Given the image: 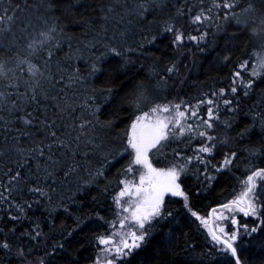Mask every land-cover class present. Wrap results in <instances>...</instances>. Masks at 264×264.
I'll return each mask as SVG.
<instances>
[{
	"label": "trees",
	"instance_id": "1",
	"mask_svg": "<svg viewBox=\"0 0 264 264\" xmlns=\"http://www.w3.org/2000/svg\"><path fill=\"white\" fill-rule=\"evenodd\" d=\"M230 2L226 19L229 10L215 6L222 0H0V16L12 17L0 24V264L115 259L99 239L122 212L115 200L131 159L127 134L136 115L165 104L197 112L182 121L183 135L149 155L157 168L182 169L184 195L166 201L171 215L148 224L140 247L116 264H235L192 215L209 221L247 175L264 170V71L256 68L264 0ZM209 108L217 117L210 129L202 119ZM51 131L67 147L49 150ZM204 144L215 145L211 154L198 151ZM257 183L258 219H241L234 242L241 264H264V181Z\"/></svg>",
	"mask_w": 264,
	"mask_h": 264
},
{
	"label": "snow or ice",
	"instance_id": "2",
	"mask_svg": "<svg viewBox=\"0 0 264 264\" xmlns=\"http://www.w3.org/2000/svg\"><path fill=\"white\" fill-rule=\"evenodd\" d=\"M216 7H223L229 10V13H226L225 18L227 19L228 14L230 13V9L234 7V3L230 2V0H222V3L215 4ZM51 7V5H50ZM252 10V6L249 5V9L246 11ZM211 11V9H209ZM234 15V14H232ZM203 13L197 15L194 18V23L201 22V17ZM208 17H205L207 19ZM5 20L11 21L12 17L5 15L0 16V24L4 23ZM261 23L264 24V20H261ZM5 29H0V31H4ZM10 30V29H8ZM165 31L172 32L173 27L171 25L166 26ZM191 40H196V37H188ZM203 36L200 37L203 40ZM174 41L177 43L183 42V34L176 32L173 37ZM23 62V61H22ZM241 67H246V64H242ZM2 68V66H0ZM175 68V65L168 69L169 72H172ZM258 68L264 71V57H261L258 60ZM30 70L35 75L37 71L34 66H30ZM6 75L3 71H0V76ZM240 73L237 72L236 76L239 77ZM252 75H259V72L256 69H253ZM237 80H234L233 83H237ZM243 83V81H239ZM247 88H251L252 81L249 80L245 85ZM232 93L237 92V88H231ZM247 95V91L244 93ZM2 95V94H0ZM35 99V95L33 96ZM107 97H105V102ZM202 103L212 104L213 100L208 99L206 101H202ZM225 104H230V100H225ZM134 108L138 107V105H133ZM197 107H199L197 105ZM98 111V109H97ZM163 113H170V115H162ZM197 116V112L195 109L191 111H181L180 104H174L171 107L167 104L165 105H156L154 106L150 112H145L141 115H136L134 117L133 122L130 125V132L127 134V147L125 151L131 150L129 155L131 159L129 161V165L126 167L125 172L131 173L133 171V166H139L141 171L138 172V182L132 181H122L124 184L123 189L119 192V195L116 197V204L118 207H121L123 212L128 213V216H124L119 223V227L121 229L125 228V221H130L132 228L129 229L126 233L121 235V233L116 232L113 233V236H120L118 241H114L111 238H100L99 243L105 245V251L110 255H114L115 259H106L105 264H116V262L122 258H125L131 255L133 249L139 248L140 243L144 241L147 231L145 230L146 225L151 224L152 221L156 218L167 217L170 216L171 213L163 212V204L164 197L166 194L171 193L173 196L184 194L180 191V185L177 183V180L180 176V171L177 170L176 167L164 169H157L153 166L151 160L149 159V153L153 149H157L158 146L161 145L162 141H166L169 139L171 135L173 138H176L180 135H183L185 126L182 121L191 119ZM217 117H214L213 111L211 108L206 110V118H202L204 125L207 128H212L213 125L211 121ZM22 123L26 126L32 125L33 120L27 118H21ZM55 122L53 121V124ZM110 126V125H108ZM46 127L51 128L52 125H46ZM80 127H84V125H80ZM192 125H187V130L192 131ZM180 129V132H175L174 129ZM171 129V130H170ZM51 137H53V142L48 144L47 147L49 150L53 146L67 147V145L59 140L57 137L56 131L50 132ZM200 137H205L206 132L200 131L198 133ZM214 139L213 136H207V140L210 142ZM43 142H41L42 144ZM208 144L202 145L198 151L201 153H209L211 154L212 148ZM19 151V149H18ZM34 152L39 153L40 155L44 154V148L41 146H37L33 149ZM2 155V153H0ZM234 153L231 156H226L224 158L223 164L229 165L232 162V157H234ZM195 159H201V157H194ZM203 162V161H202ZM98 175H102V172H98ZM19 173L15 174V177H18ZM264 181V170H253L251 174L247 175V178L244 180V188L239 193L236 199H233L231 203H226L223 205V209L228 212L239 211L243 213L245 216L248 215H256L257 206L255 204L256 200V189L258 187L257 181ZM35 190V189H34ZM185 202H187V196H184ZM123 202V203H122ZM187 206V203H185ZM213 214L216 215L215 210H213ZM192 215L196 217L197 220L208 228L209 233L211 234V238L215 241L216 244H220L224 246V249L227 250L231 257L234 258L235 264H241L240 257L237 252V248L234 246V242L238 238V234L236 231L232 233H225L224 228H219L220 235L217 234L212 228L209 227V222L207 219H203L198 216L195 212H192ZM218 219H225L221 212L218 216ZM232 224H236V220L232 219ZM115 227V225H113ZM245 230L247 231V226H245ZM257 228L251 229L252 232L257 231ZM39 235V233H36ZM3 247H7L6 244L2 245Z\"/></svg>",
	"mask_w": 264,
	"mask_h": 264
},
{
	"label": "rangeland",
	"instance_id": "3",
	"mask_svg": "<svg viewBox=\"0 0 264 264\" xmlns=\"http://www.w3.org/2000/svg\"><path fill=\"white\" fill-rule=\"evenodd\" d=\"M261 57H264V49L263 51L261 52L260 56H259V59ZM256 68L259 70L258 68V62L256 64ZM262 70H260L261 72ZM143 113H139L138 115H141ZM162 115H167V114H162ZM149 159H151V157L149 156ZM136 168H134L136 170L135 173H131V175L129 176L130 173H127V176H125V180H128V181H132V182H138V172L141 171V169L139 168V166H135ZM155 167V166H154ZM157 168V167H156ZM157 169H161V168H157ZM168 168L164 169V170H167ZM258 182V181H257ZM177 183L179 185H181L180 183V176H179V179L177 180ZM124 185V184H123ZM182 186V185H181ZM124 187V186H123ZM169 198L167 197V195H165L164 197V204H163V207L166 203V201L168 200ZM236 199V198H235ZM255 204H256V200L254 201ZM123 203V202H122ZM117 205V204H116ZM257 206V211H256V215L253 216V215H248V216H245L243 213L239 212V211H233V212H228L224 209H221L219 211H216V215L214 216L213 218V223H214V227H215V230L217 231L218 234L219 233V228L220 227H223L224 228V231L225 233H232L233 231H236L237 234H238V230H239V227L241 225V219H245V218H252L254 221H256L258 219V216H259V207L258 205L256 204ZM122 209V208H121ZM223 213V216L226 217L225 219H218L217 216L220 214V213ZM240 214V215H239ZM124 216H128V213L126 212H122L120 213V215H118L116 218H115V222H117V228H114L113 227V230L110 234H107V235H104L103 238H111L112 240L114 241H118L120 239V236H113L112 234L113 233H116V232H119L121 233V235H123L124 233H126L128 230L129 227H133L130 223V221H125V228L121 229L119 227V223H120V220L124 217ZM240 217V218H239ZM232 219H235V220H239V223H236V224H232ZM233 225V226H232ZM147 226V225H146ZM231 226V227H230ZM142 231V230H141ZM229 231V232H228ZM239 235V234H238ZM142 243V242H141ZM140 243V244H141ZM104 247H106L105 245H103ZM134 250V249H133ZM106 260V259H105ZM104 260V261H105Z\"/></svg>",
	"mask_w": 264,
	"mask_h": 264
},
{
	"label": "water",
	"instance_id": "4",
	"mask_svg": "<svg viewBox=\"0 0 264 264\" xmlns=\"http://www.w3.org/2000/svg\"><path fill=\"white\" fill-rule=\"evenodd\" d=\"M153 150H154V149H153ZM236 222L238 223L239 220H237ZM209 227L212 228L214 231H216L215 228H214V225H213V211H211V213H210ZM217 234H218V233H217ZM218 235H219V234H218ZM233 260H234V258H233ZM234 262H235V261H234Z\"/></svg>",
	"mask_w": 264,
	"mask_h": 264
},
{
	"label": "flooded vegetation",
	"instance_id": "5",
	"mask_svg": "<svg viewBox=\"0 0 264 264\" xmlns=\"http://www.w3.org/2000/svg\"><path fill=\"white\" fill-rule=\"evenodd\" d=\"M151 153V152H150ZM150 153H149V155H150ZM180 188H182V186L180 185ZM181 192H182V189H181ZM167 195V197L170 199V198H177V197H179V195H177V196H173V195H171V193H168V194H166Z\"/></svg>",
	"mask_w": 264,
	"mask_h": 264
},
{
	"label": "bare ground",
	"instance_id": "6",
	"mask_svg": "<svg viewBox=\"0 0 264 264\" xmlns=\"http://www.w3.org/2000/svg\"><path fill=\"white\" fill-rule=\"evenodd\" d=\"M151 155V154H150ZM240 215V214H239ZM240 218V217H239ZM247 221V220H246ZM247 225V224H246ZM233 226V225H232ZM231 227V226H230ZM229 232V231H228Z\"/></svg>",
	"mask_w": 264,
	"mask_h": 264
}]
</instances>
